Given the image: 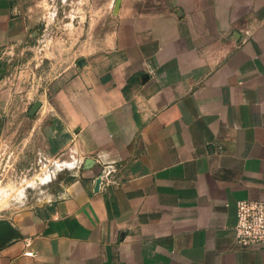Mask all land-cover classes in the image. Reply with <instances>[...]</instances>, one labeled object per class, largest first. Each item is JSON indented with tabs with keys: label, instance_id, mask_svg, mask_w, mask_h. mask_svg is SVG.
Returning a JSON list of instances; mask_svg holds the SVG:
<instances>
[{
	"label": "crops",
	"instance_id": "0c3cea01",
	"mask_svg": "<svg viewBox=\"0 0 264 264\" xmlns=\"http://www.w3.org/2000/svg\"><path fill=\"white\" fill-rule=\"evenodd\" d=\"M20 89L72 174L0 264H264L235 232L264 200V0H0V137Z\"/></svg>",
	"mask_w": 264,
	"mask_h": 264
},
{
	"label": "rangeland",
	"instance_id": "374dc122",
	"mask_svg": "<svg viewBox=\"0 0 264 264\" xmlns=\"http://www.w3.org/2000/svg\"><path fill=\"white\" fill-rule=\"evenodd\" d=\"M20 1L28 6L41 8L42 0ZM71 1L73 0H67ZM24 56L25 54H22L21 57ZM19 64H24V58ZM10 76L8 66L1 77V91H8L11 87ZM34 92L40 94V91ZM26 94L28 92L25 89L14 92L13 97L17 95L16 98L19 99L17 111L10 110L9 104L8 107L4 105L9 109H6L7 121H4L0 137V220L8 221L11 227H14L11 218L17 213L36 209L63 192L64 183L72 174L70 170L59 169V163L71 158L67 153L72 149V142H68L70 138H66L65 148L58 150L57 145L53 143V140L58 138L47 137L48 131L45 129L54 123L35 120L41 112L40 97L31 100L26 98ZM0 99L9 101V97L4 99L1 94Z\"/></svg>",
	"mask_w": 264,
	"mask_h": 264
},
{
	"label": "built area",
	"instance_id": "2783aa9c",
	"mask_svg": "<svg viewBox=\"0 0 264 264\" xmlns=\"http://www.w3.org/2000/svg\"><path fill=\"white\" fill-rule=\"evenodd\" d=\"M106 173V171H104ZM103 174V179L105 177ZM236 239L242 246H264V200L241 199L237 202Z\"/></svg>",
	"mask_w": 264,
	"mask_h": 264
},
{
	"label": "water",
	"instance_id": "95a60500",
	"mask_svg": "<svg viewBox=\"0 0 264 264\" xmlns=\"http://www.w3.org/2000/svg\"><path fill=\"white\" fill-rule=\"evenodd\" d=\"M103 178V173L102 175L100 176V178L97 180L96 182V189H98L99 185H100V180H102ZM11 226H10V223L6 220H0V231H4L5 229H9Z\"/></svg>",
	"mask_w": 264,
	"mask_h": 264
}]
</instances>
